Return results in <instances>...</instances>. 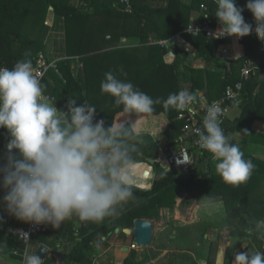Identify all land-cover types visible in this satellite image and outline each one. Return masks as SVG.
<instances>
[{
	"label": "trees",
	"instance_id": "obj_1",
	"mask_svg": "<svg viewBox=\"0 0 264 264\" xmlns=\"http://www.w3.org/2000/svg\"><path fill=\"white\" fill-rule=\"evenodd\" d=\"M77 1L0 0V67L11 69L17 61L23 59H30L33 66L36 64L37 56L42 51L41 45L36 39L25 38L23 30L29 19H34L39 27L41 19L45 20L49 8L53 7L56 17L65 18L69 60L57 65L63 78L53 70L48 72L47 78L41 84L43 93L61 102L67 103L66 97L69 96L77 99L78 105L87 102L95 106L97 108L95 119H103L105 127L110 126L114 121L116 113L123 111L122 105H115L114 97L101 92L100 85L105 79L106 72L112 71L117 78L133 83L136 88L153 99H161L160 104L154 105L153 113L163 112L168 117L170 120V127L166 132L168 146L177 147L179 142L188 141L183 134L188 119L179 120L182 111L172 106L164 108L163 100H166L169 94L186 89L194 96L195 102H198L199 94L204 93L207 102L212 103L222 98L229 87H235L240 81L241 70L247 61L260 62L264 67V43L255 38L250 36L244 38L242 45L245 47V55L239 60L232 61L229 67L228 61L216 57L218 42L208 40L204 35L193 36L186 32L193 22L194 15L196 19L198 18L202 5L207 6V13L212 22L219 23L215 16L217 4L212 0H132L131 13L120 12L113 7L119 0H82L93 7L92 13L90 7L87 10L78 9ZM246 3L247 0H237L238 6L245 8L242 13L245 21L251 24L254 17L246 9ZM51 15L52 11L49 19ZM114 21L118 24L116 28L112 23ZM108 34L112 38L110 41L106 39ZM177 34H181L197 50L193 61H201L204 64L203 68L193 67L192 63H189L191 54L177 47L173 48L174 63L168 65L164 59L170 53L169 48L148 46L151 36L158 40H169ZM122 37L135 40L140 46L137 49L126 48L104 52L107 46L116 45ZM77 57H80L83 67L72 70ZM121 68L126 76L120 72ZM48 77L54 82L52 86L49 85ZM240 109H243L242 115L230 126L231 133L243 135L245 143H263L264 136L255 133L252 127L255 121L264 120V77L252 75L245 82L243 104ZM221 126L228 131L226 121ZM140 139L143 143L138 142ZM131 142L137 147L134 153L135 164L144 163L151 167L154 173L153 185L149 190L134 188L136 199L124 205L120 215L105 218L98 223L91 222L101 235L104 237L115 235L116 230L121 229L119 236L127 238L123 230L133 229L136 220H160L161 211H173L177 199L185 192L196 201H200L203 197L228 200L227 196L230 195L229 197L239 200V206L228 211L227 225H205L199 240L190 243L195 250L203 251L208 230H214L215 227L223 230L224 227H228L231 237L236 236L250 241L244 252L249 249L264 252V240L258 239L255 231L249 233V229L257 228L260 222L264 221V207L261 208L260 216L257 218L253 210L254 193L241 188L242 183L231 188L216 172V160L212 158L211 153L206 150L195 151L194 169L184 177L176 169L164 167L158 162L161 148L149 135L132 139ZM243 153L244 158L251 160L255 165L247 184L250 191H253L261 183L264 162L251 153ZM0 194H5L1 186ZM74 221L72 217L64 221L59 229L52 228L46 234L34 236L33 240H41L45 245L55 249L57 242L75 238L77 231ZM18 226L14 220L0 221V238L5 233L4 230ZM90 230L89 226L83 224L78 230L79 236L84 237L86 234L96 232ZM87 238L88 236L79 246L89 244L90 240ZM221 243L220 239L212 241L210 254L212 251L216 252ZM233 253V249H227L225 264H232ZM135 255L136 253L132 251L130 259L124 264H135L132 261ZM213 256L215 257V254ZM68 259H72V263L76 261L73 255ZM212 260L211 258L207 260L208 264H215ZM184 264L198 263L193 259Z\"/></svg>",
	"mask_w": 264,
	"mask_h": 264
},
{
	"label": "clouds",
	"instance_id": "obj_2",
	"mask_svg": "<svg viewBox=\"0 0 264 264\" xmlns=\"http://www.w3.org/2000/svg\"><path fill=\"white\" fill-rule=\"evenodd\" d=\"M216 4L215 16L221 25L214 33L216 38H243L253 32V25L242 14L245 8L237 0H216ZM246 9L264 43V0H247ZM104 75L101 92L114 97L115 105H122L126 114H150L161 103L160 98L153 99L112 71ZM193 100L191 92L181 89L169 94L163 106L191 115ZM65 108L45 98L30 59L17 61L11 69L0 67V129L6 128L10 136L0 164V186L5 191L2 203L19 221L57 229L73 216L98 223L120 215L124 205L136 199L134 188L141 186L132 173L137 147L131 140L139 131L136 122L114 120L105 127L103 119H95V106L78 105L73 97ZM221 114L217 102L207 107L197 143L217 161L216 172L222 179L239 185L251 177L255 165L225 135ZM181 156L178 164L188 162L186 155ZM253 231L264 240V221L249 229V233ZM24 238L27 240V234ZM23 264H43V259L26 250ZM233 264H264V252H241Z\"/></svg>",
	"mask_w": 264,
	"mask_h": 264
},
{
	"label": "crops",
	"instance_id": "obj_3",
	"mask_svg": "<svg viewBox=\"0 0 264 264\" xmlns=\"http://www.w3.org/2000/svg\"><path fill=\"white\" fill-rule=\"evenodd\" d=\"M212 1L216 3V0H212ZM51 11H52V15L49 19ZM194 17L192 18L193 22L196 19V17L195 18ZM112 23H114V28L118 27L116 21ZM44 29H45L44 30L45 36L43 38L44 48L40 53H44L47 62L55 63L58 65V63L60 62L69 60L67 56V39H66L67 28H66L65 18L56 17L55 10L53 7H50L46 14ZM106 39L108 41L112 40L110 34L106 35ZM234 42L235 43H233L231 48H228V45L232 43H229L226 47L229 52V58H234L235 56L238 55L243 57L245 55V47L236 41ZM107 45L108 44H106V46ZM187 45L188 46H185L183 43L178 42L175 47L180 48L181 50H184L187 53L191 54V57L189 58V63H192L193 67L203 68L204 64L201 61H196V62L193 61L197 50L191 44L187 43ZM139 46L140 43L136 42L135 40L133 41L127 37H122L119 43H117L116 45H112L111 47L107 46L108 48H106L104 52L115 51V50L120 51V49H126V48L137 49V47ZM79 58L80 57H77L75 60L76 62L74 61L72 65V70H77L76 68L80 69L83 67V63L80 61ZM164 62L168 65H171L174 63V60L166 56ZM74 73L75 75H77L76 71ZM48 82L50 86L54 84V82L50 80L49 77H48ZM43 95L45 96L46 99L47 97L54 98L44 93ZM66 98L68 100L69 96ZM49 102L56 104L58 108H64L65 110H67L65 108V105L67 103L65 102H61L58 99H56L55 102H52L51 100H49ZM237 109H239L238 112L235 113V115L231 116L232 115L231 114L232 111H231L228 119L226 120V122L228 123L227 126L228 131L224 129L225 135L230 136L232 138V142L237 143L240 146L242 152L251 153L254 157L264 162V142L245 143L243 135L239 133H231L230 126L242 115L243 109L240 108ZM114 120H122V121L130 120L133 123L136 122V126L139 131H138V135H135L133 140L134 139L136 140L145 135H149L159 145L161 149H163L168 144L166 132L170 127V120L163 112L160 114L150 113V114H141L140 116H137L136 114H126L123 111H121L115 114ZM252 130L257 134H261L264 136V120L255 121L253 123ZM2 133L3 135L1 136L2 138L0 142L5 138L8 143L10 136L8 138L7 129L6 128L2 129ZM5 151H7V149H5ZM215 162L217 163V161ZM140 165H141V170H140L141 172H138L139 171L138 169H140L139 167L137 169L138 170L137 172H133V175L137 178L136 183L141 185L140 188L149 190L153 185L154 173L148 164L143 163ZM146 171H149V175L147 177L145 176ZM262 172L264 173V171ZM207 173H209V171ZM261 178L262 180L259 187L258 188L256 187L253 191H250L249 186L247 187L249 179L246 182H243L241 185V188L254 193L253 210L255 212L254 214H257L258 216L257 218H259L260 216L259 214L261 212L260 211L261 208L264 207L263 205L264 204V174H262ZM227 184L230 185L231 188L236 186L229 183ZM4 195L0 194V202H2V197ZM229 196L230 195L227 196L228 200H226L225 198L212 200L207 197H203L200 201H196L195 199H191L188 192H185L177 199V205L173 211H168V210L161 211L160 220L158 221L148 220V219H143V220H148L153 222L154 228L156 224H159L160 221L161 222L163 221V223L167 224V226L164 228V231L169 227L173 226L174 224L178 223L180 227L179 240L182 244L179 249V253L181 255H185L189 257L190 260L194 259L198 264H208L210 258L211 260L213 259L212 260L213 262L215 261V264H225L228 248H231L234 251L233 259H232V264H233V261L235 260V255L244 252L250 245V241L243 240L236 236L231 237L229 235L230 229L228 227H224L223 230L217 229L218 227H215L216 229L214 230H208V234L206 235L205 238L206 241H204L203 243V251H197L194 249V247L193 250L191 249L189 250L188 248H185V247H190L191 246L190 242H192L193 240H199L201 233L205 230L204 228L205 225H212V226L227 225L228 211L234 207L239 206V200H236L234 199V197H229ZM73 217L75 219L74 221L75 231H77L75 233L74 239L67 238L63 241L57 242L55 244V246L56 245L57 246L54 247L55 249L45 245L41 240L38 239L32 240V243L30 244L31 253L36 252L37 254L41 246H44L50 250L48 256H46L43 259V264H124L127 259H130L132 251L136 253L134 258L137 257L138 259L137 261L134 262L135 264H153L152 262L153 259L149 263L146 261V259L150 257L149 254L148 255L140 254L141 252H144L146 248L144 249L141 248L143 249L141 252L139 249L132 248V246L134 245L133 235H127V238H122L119 236L120 232L122 231L120 229L119 233H116L115 235H109L108 237H104L103 235H101L100 231L97 230L96 226L93 223L83 222L79 220L78 217L76 216ZM6 220L7 221L14 220L19 225L18 227H11V228H22L26 224V222L19 221L16 218L9 219L3 217V221ZM83 224L86 225L87 227L89 226L91 230H94L96 232L94 234H86L84 235V237L79 236L78 230ZM182 228H189L191 232L189 233L184 232ZM9 229L4 230L3 232L5 233L0 238V264H23V259L20 256H16L13 254V252L19 249L20 246H22V244L11 242L6 238V233ZM173 233L177 235L178 231H173ZM87 236H88L87 239L90 240L89 244H85V246L81 245L82 246L81 248V246L79 245L84 242V239ZM174 238H176V236H174ZM218 239H220L222 243L218 246L216 252L212 251V253L210 254L209 251L210 244L212 243V241L215 242ZM151 246L147 247V249H149ZM197 246H200V244H197ZM124 248H129V252L128 253L125 252ZM24 249H25V245L22 246L19 250L24 251ZM53 250L55 252H53ZM160 250L163 252L168 251V249L163 248V245L161 248H159V251ZM56 254L66 255L67 259L62 263L56 257ZM214 254L215 257L213 256ZM72 255L76 260L75 263H72V259H68V257L69 256L72 257ZM221 259H223V261H220Z\"/></svg>",
	"mask_w": 264,
	"mask_h": 264
},
{
	"label": "built area",
	"instance_id": "obj_4",
	"mask_svg": "<svg viewBox=\"0 0 264 264\" xmlns=\"http://www.w3.org/2000/svg\"><path fill=\"white\" fill-rule=\"evenodd\" d=\"M78 2L80 5V7L77 6L78 8H87V4H85L82 0H79ZM114 8L121 12L131 13L133 11L132 0H119L114 4ZM207 12V6L202 5L201 12H199L198 18L189 25L186 32L193 36L204 35L208 40L218 42L219 45L217 47L216 57L220 58L221 60L228 61L229 59H233V61H236L241 59L242 56L240 55L235 56L234 58H229V52L226 46L234 41L242 44L245 37L237 38L234 36H230L224 38H216L214 36V33L221 27V25L219 23L214 24ZM252 25L253 32L248 36L259 40L257 34L255 33L256 22L254 19L252 20ZM178 42H181L185 46H188V42L182 37L181 34H177L175 37L169 40H158L151 36L149 38L148 46L169 48L170 53L167 56L172 58V60H175L173 48ZM50 70H54L56 74H58L62 78V74L58 70L57 64L47 62L44 53H39L37 56L36 64L33 66V71L34 74L37 75L41 84L47 77V74ZM252 75L259 76V78L264 77V67L261 66L260 62L247 61L245 67L241 70L240 81L235 85V87H229L222 98L213 101L217 102L222 108V124L228 119L229 114L232 110L240 108L242 106L245 82L249 80ZM47 99L51 100L52 102L56 101L55 98L47 97ZM212 103H208L204 93H200L198 102H195V100H193V104L191 105L193 109L192 114L190 115L187 111H182L178 119H188V123L183 129L184 137H186L188 141L179 142V145L177 147L174 145L168 146L167 144L163 149H161V152L158 156V162L162 164V166L176 169L178 172H186L187 175L192 172L195 165L193 158L194 152L197 150H203L197 143L199 139L198 130H203V117L206 114L207 107ZM181 155H186L188 158V162L178 164L177 160L182 159ZM139 166L140 164H134L132 169H137ZM0 216L9 219H15V217L10 216L7 213L6 206H4L2 202H0ZM52 228L53 227L51 225H34L32 223H26L22 228L9 229L6 233V238L11 242L18 244L21 243L22 246L25 245L24 251L19 250L22 247L20 246L19 249L13 252L14 255L20 256L24 260L25 251L27 250V252L31 253L30 244L32 243L33 237L36 235L46 234ZM24 234H27V240H25ZM132 248L139 249L135 244L132 246Z\"/></svg>",
	"mask_w": 264,
	"mask_h": 264
},
{
	"label": "rangeland",
	"instance_id": "obj_5",
	"mask_svg": "<svg viewBox=\"0 0 264 264\" xmlns=\"http://www.w3.org/2000/svg\"><path fill=\"white\" fill-rule=\"evenodd\" d=\"M79 1V0H78ZM77 1V6L80 7L79 2ZM84 2V1H83ZM85 3V2H84ZM87 4V3H85ZM90 7V13L93 12V7L90 6L89 4H87V8L83 9V8H78L80 10H87ZM121 12V11H120ZM42 22L38 25L35 24V20L34 19H29L25 25V28L23 30V35L25 38L28 39H33L41 45V48H44V36H45V20L44 18L41 19ZM232 44L228 45V48H231ZM227 47V46H226ZM40 53V52H39ZM54 71V70H53ZM47 78V77H46ZM239 109H234L232 110V115H235V113L238 112ZM3 135L2 133V129H0V140H1V136ZM6 142L7 140L4 138L1 142H0V164L4 163V157L7 151H5L6 149ZM140 167V169H138ZM137 169H132V173L133 172H141V165L139 166ZM143 184V183H142ZM167 226V224L163 223V221L159 222V224H156L155 226V242L152 244V246L149 249H145L144 252H141L143 249L139 248L140 250V254H145V255H150L149 258L146 259V261L149 263L152 259L153 264H184L186 263L189 259V257L185 256V255H181L179 253V249L181 247V242L179 240V225L174 224L173 226L169 227L168 229H166L164 231V228ZM184 230V232H191V230L189 228H182ZM173 231H178V234L175 235L173 233ZM194 232V230H193ZM174 236H176V238H174ZM195 239V238H194ZM196 240H193L192 242H195ZM163 245V248L168 249V251H159V248H161ZM183 247V246H182ZM188 248L189 250H193V245L191 244L190 247H185ZM137 257L136 258H132V261L135 262L137 261Z\"/></svg>",
	"mask_w": 264,
	"mask_h": 264
},
{
	"label": "water",
	"instance_id": "obj_6",
	"mask_svg": "<svg viewBox=\"0 0 264 264\" xmlns=\"http://www.w3.org/2000/svg\"><path fill=\"white\" fill-rule=\"evenodd\" d=\"M233 61V59H229L228 60V66H231V62ZM9 138V135H8ZM208 172V171H207ZM182 176H187L186 172L181 171L180 172ZM149 175V171L145 172V176L147 177ZM154 224L151 221L148 220H137L135 222V226L133 228V230L131 229H125L123 230V232L126 235H133L134 237V244L138 247V248H147L149 246L152 245V243L155 240V231H154ZM120 229L116 230V233H119ZM41 248L45 249L46 251H41ZM125 252H129V248H124ZM50 253V250L44 246L40 247L39 252L37 253V255H39L42 259H44L46 256H48V254ZM56 257L60 260V262H64L67 259L66 255L63 254H56ZM220 261H223V259H221Z\"/></svg>",
	"mask_w": 264,
	"mask_h": 264
}]
</instances>
